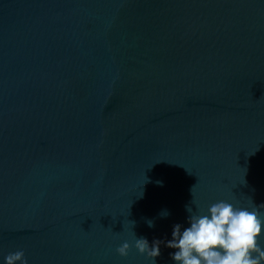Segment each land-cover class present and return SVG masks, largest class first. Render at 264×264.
<instances>
[{"label":"water","instance_id":"water-1","mask_svg":"<svg viewBox=\"0 0 264 264\" xmlns=\"http://www.w3.org/2000/svg\"><path fill=\"white\" fill-rule=\"evenodd\" d=\"M220 200L264 205V0H0V264H152Z\"/></svg>","mask_w":264,"mask_h":264},{"label":"clouds","instance_id":"clouds-1","mask_svg":"<svg viewBox=\"0 0 264 264\" xmlns=\"http://www.w3.org/2000/svg\"><path fill=\"white\" fill-rule=\"evenodd\" d=\"M185 208L189 213L188 226L175 224L172 238L166 242L157 239L150 245L146 238H137L134 233L135 248L150 258L152 264L161 254L162 243L175 249L169 254L175 264H264V247L259 243L264 236V213L260 211L264 205L249 210L220 200L211 204L203 214H196L191 205ZM160 215L166 218L170 213L164 210ZM147 224L150 228L155 227L152 220ZM131 247L125 241L116 251L126 257ZM4 264H28V261L25 253L17 250L4 257Z\"/></svg>","mask_w":264,"mask_h":264}]
</instances>
